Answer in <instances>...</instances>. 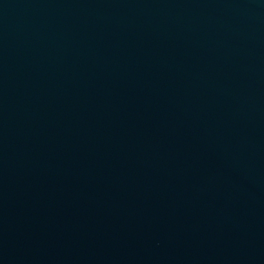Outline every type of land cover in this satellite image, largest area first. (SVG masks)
Segmentation results:
<instances>
[{
  "label": "water",
  "instance_id": "1",
  "mask_svg": "<svg viewBox=\"0 0 264 264\" xmlns=\"http://www.w3.org/2000/svg\"><path fill=\"white\" fill-rule=\"evenodd\" d=\"M0 264H264V0H0Z\"/></svg>",
  "mask_w": 264,
  "mask_h": 264
}]
</instances>
